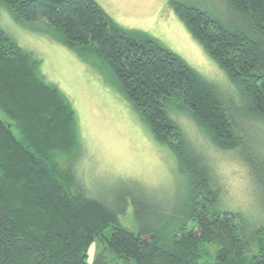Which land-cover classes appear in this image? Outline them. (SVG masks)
Listing matches in <instances>:
<instances>
[{"label": "trees", "instance_id": "1", "mask_svg": "<svg viewBox=\"0 0 264 264\" xmlns=\"http://www.w3.org/2000/svg\"><path fill=\"white\" fill-rule=\"evenodd\" d=\"M207 2L171 4L226 74L239 113L264 124V0ZM0 5L110 79L173 152L187 185L182 207L168 212L136 182H122L130 186L114 202L85 192L74 168L80 140L70 99L0 27V264H264V228L223 208L212 167L176 117L187 116L218 150L241 148L244 129L217 84L152 36L119 26L95 0ZM251 173L264 210V159ZM129 204L137 232L119 220Z\"/></svg>", "mask_w": 264, "mask_h": 264}, {"label": "rangeland", "instance_id": "2", "mask_svg": "<svg viewBox=\"0 0 264 264\" xmlns=\"http://www.w3.org/2000/svg\"><path fill=\"white\" fill-rule=\"evenodd\" d=\"M95 1L119 26L152 36L220 88L244 129L245 142L241 148L218 150L187 116L176 117L212 167L222 188L223 208L241 212L249 222L264 228V210L259 205L263 204V194L251 173V168L259 167L264 159V124L247 122L245 115L239 113L240 97L231 95L232 86L226 74L190 35L171 4L177 1L207 5L208 0ZM0 27L40 60L46 79L70 99L78 119L80 140L74 168L85 192L114 202L118 193L130 186L122 182H136L148 190L155 208L168 212L182 207L187 185L175 155L155 140L110 79L48 35L17 24L1 5ZM119 220L138 231L132 204L119 215ZM95 252L93 244L90 261ZM117 264L132 263L119 260Z\"/></svg>", "mask_w": 264, "mask_h": 264}]
</instances>
